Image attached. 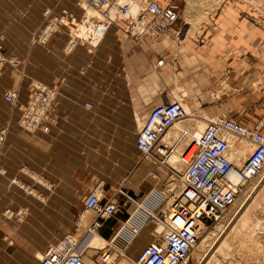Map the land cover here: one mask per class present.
Returning a JSON list of instances; mask_svg holds the SVG:
<instances>
[{
	"label": "crops",
	"instance_id": "obj_1",
	"mask_svg": "<svg viewBox=\"0 0 264 264\" xmlns=\"http://www.w3.org/2000/svg\"><path fill=\"white\" fill-rule=\"evenodd\" d=\"M79 2L0 0L4 54L20 62L18 68L6 65L0 77V129H8L0 155V264H33L76 231L93 192L103 202L114 199L121 206L98 231L104 242L134 208L124 206L129 204L121 190L139 202L157 192L164 174L142 159L136 146L139 127L152 107L175 101L178 95L193 113L208 114L206 104L194 108L185 97L224 79L228 92L211 113H244L264 98V21L255 25L253 13L222 9L212 17L215 24L201 27L196 37H179V30H174L168 34L172 38L159 42L137 40L112 26L100 41L105 26L93 35L87 26L83 35L80 28L74 32L83 45L72 53L64 50L70 40L64 28L47 43L40 42L44 26L64 10L84 23L87 16ZM161 58L166 60L161 67L167 76L166 97L132 89L133 84L148 81L150 72L158 75L155 65ZM33 80L55 89L57 95L45 120L32 132L18 121L32 96ZM12 86L19 89L17 106L4 98ZM258 122L247 124L254 127ZM190 126L187 134L198 130Z\"/></svg>",
	"mask_w": 264,
	"mask_h": 264
},
{
	"label": "built area",
	"instance_id": "obj_2",
	"mask_svg": "<svg viewBox=\"0 0 264 264\" xmlns=\"http://www.w3.org/2000/svg\"><path fill=\"white\" fill-rule=\"evenodd\" d=\"M80 0L78 5L87 10ZM96 7L103 15L105 30L100 41L112 26L128 32L134 39H158L173 31L180 22V7L171 2L164 4L159 0H144L142 7L134 12L132 2L120 5L119 0H85ZM140 1V0H138ZM114 14H111V11ZM83 17V18H84ZM83 21V19L81 20ZM75 14L64 10L62 14L53 16L39 34V41L47 43L61 29H66L70 40L65 52L72 53L78 44L71 45L72 32L78 28ZM99 22V21H97ZM121 23V25L119 24ZM0 37V77L4 75L6 65L18 68L20 62L16 58H8L4 54ZM99 41V43H100ZM83 45V44H82ZM164 58L156 62L155 68L164 67ZM32 96L19 118L18 124L26 131H36L50 111L57 92L55 89L38 81H31ZM4 98L13 106L20 102L17 86H12ZM86 107L94 109L92 103ZM187 117L181 102L168 101L153 107L147 114L136 136V146L142 157L153 163L164 165L177 150L178 142L165 141L166 134ZM264 119L254 127L230 119L227 114L206 121V127L198 137L191 141L179 154L182 172L170 166L168 170L178 177L179 192L170 198L169 207L159 210V205L149 198L143 202L135 200L129 193L121 190L120 196L136 210L122 223L111 243L101 249L97 259H88L78 249L82 242L76 231L68 233L60 242L52 246L39 258L38 264H120L119 258L128 264H195L194 251L198 246L203 230L218 223L223 216L238 203L244 187L264 173ZM186 135V133L184 134ZM183 135V136H184ZM8 136V129H0V155ZM240 138L252 145L239 155L231 147V140ZM195 150L188 159V154ZM1 172V171H0ZM16 184L17 179H12ZM23 189L30 191L25 185ZM31 192V191H30ZM121 211L119 202L110 199L102 201L101 195L91 193L85 201V214L94 215L87 233L98 232L104 224ZM153 225L154 240L147 245L133 261L126 254L128 246L148 226ZM159 229H161L159 231ZM119 237V241L115 239ZM123 246V248H122ZM118 249V252L115 250Z\"/></svg>",
	"mask_w": 264,
	"mask_h": 264
},
{
	"label": "rangeland",
	"instance_id": "obj_3",
	"mask_svg": "<svg viewBox=\"0 0 264 264\" xmlns=\"http://www.w3.org/2000/svg\"><path fill=\"white\" fill-rule=\"evenodd\" d=\"M130 1L132 0H128V2ZM134 1L138 2V0ZM171 2L178 4L180 7L181 19L174 30H179L178 32L182 33V37L184 35L186 37H196L201 27L205 25H214L215 23L212 17H215L222 9H232L240 15L242 13L246 14V12H249V14L253 13L255 25H263L264 21V0H166L162 3L167 4ZM92 13L95 15L93 11ZM119 24L121 25V23ZM173 31H170L158 39H147L153 40L154 42L166 40L168 37L172 38L173 35L168 34L173 33ZM163 54L164 56L166 55V53ZM157 73L158 75L154 72H150L149 75L151 76L148 81L140 83L137 86L133 84L131 88L147 90L151 94L157 95L159 98L161 96L166 97L168 93L166 90L167 76L165 68H159ZM152 74H154V77ZM221 82L209 83V86H211L210 89L201 92L194 90L192 91V96L189 94L188 97H185V99L190 100V104H192L194 108H199L198 106L200 104H206L207 106L205 108L208 110V114L193 113L191 108L184 101H181L185 109H188L190 112L189 116L187 115V117L181 121L182 123L171 130L169 134V137L173 139L171 140L172 142L174 141L176 143L179 141L176 148L177 151L172 154L170 160L162 165L159 163L155 164L149 159L142 157V159L155 165L156 168L160 169L164 174L161 187L157 192L149 196L154 202V205L160 206L159 210L165 211L167 207H169L171 196L179 192L180 184L178 182V177L173 176L168 168L172 166L182 172L184 167L179 164L177 159L174 160V156H179L181 151H183L186 145L191 141L194 134L201 133L204 130L206 127L205 120L208 121L224 114L211 113V109L214 108L218 101L222 99L223 95L228 92L227 80L224 79ZM172 99L173 98H171V100ZM174 99L180 102L178 95H176ZM261 110H264V98H258L255 102V106L244 113L231 116L227 113L225 114H227L228 117L230 116L236 119V121L249 125L247 123L257 122L258 120L260 122L264 119ZM140 123H142V121L137 122L138 125ZM188 124L192 125L190 126L191 129L194 126L198 128V130H188L189 133L187 134L186 127ZM181 128H184V131H181ZM185 133L186 135L181 137V135ZM165 141L169 142L170 140L168 139ZM234 141L236 146L243 147L241 139H236ZM171 184L174 185V187ZM164 191L169 193L164 195ZM135 210L136 208L134 207L133 210L130 211L128 218ZM86 215L88 218L91 217V221L83 230L80 231L79 228L77 229V235L81 237L82 240L78 251H83L88 259H97L101 249L109 245H114L111 243V240H113L115 234L121 229L122 225H120L117 232L106 239V243L99 241V248L97 247L94 249V247L87 246V243L93 239V237L97 238L100 235L98 232H85L94 219V215ZM154 228L153 225H148L128 246L126 254L130 260L134 261L149 242L154 240ZM115 250L118 252L117 248H115ZM39 258L33 259L32 263L37 264ZM194 258L195 264H264V173L244 187L237 205L224 215L220 222L203 230L198 247L194 253ZM119 263L126 264L127 262L119 258Z\"/></svg>",
	"mask_w": 264,
	"mask_h": 264
},
{
	"label": "bare ground",
	"instance_id": "obj_4",
	"mask_svg": "<svg viewBox=\"0 0 264 264\" xmlns=\"http://www.w3.org/2000/svg\"><path fill=\"white\" fill-rule=\"evenodd\" d=\"M120 2H119V4L120 5H125V4H127V3H131L132 1H130V2H128V0H119ZM143 1L144 0H140V1H136V2H132L133 3V7H134V12H137V10L138 9H140L141 8V6H142V4H143ZM82 5L85 7V9L87 10V13H86V16H87V18L85 19V21H84V23H82L81 25L80 24H78V28H80L81 29V31L83 32L82 33V35L84 34V31H86V30H88L87 29V26H89V32L91 33V35H93V33H95L96 32V29H101V27L102 26H105V24H104V21H105V19H104V17H103V15H102V13L96 8V7H94V6H90V5H88L87 3H86V1L85 0H83L82 2ZM92 11L95 13V15L92 13ZM111 14L113 15L114 14V11L112 10L111 11ZM96 19V20H95ZM97 20H99V22H98V24L100 25L99 27H96V26H94L95 25V23H96V21ZM98 24H97V26H98ZM96 27V28H94V27ZM78 28H75L74 30H73V32H72V36H73V39H72V41H71V45H74V44H76L77 43V41H78V38L76 37V35L74 34V32L78 29ZM84 28H85V30H84ZM85 33H87V32H85ZM97 34V33H96ZM176 35L177 36H181L182 35V33L181 32H177L176 33ZM95 36V35H94ZM84 37V36H83ZM87 37V36H86ZM95 38H96V36H95ZM101 38V36L99 37V39ZM97 41V40H96ZM92 45H93V42H92ZM183 105V104H182ZM185 108V107H184ZM186 110V113H187V115L189 116V111L187 110V109H185ZM191 117V116H190ZM212 120V119H211ZM207 120H205V122H206ZM209 121V120H208ZM180 123H182V122H179V123H177L171 130H173L177 125H179ZM171 130H170V132L168 133V134H166V137H165V139L164 140H168V139H171L170 137H169V134L171 133ZM181 131H184V128H181ZM174 135V134H173ZM200 135V133H197V134H194L193 135V137L195 136V137H198ZM175 136V135H174ZM236 139H240V138H237V137H234L232 140H231V147H232V149L234 150V151H236V153H238L239 155L241 154V155H244L245 154V152H246V150H252V145H250L248 142H246V141H244V140H241V143L243 144V147H238V146H236L235 144H234V140H236ZM195 150V147H193L192 148V151L190 152V154H188V159L192 156V153H193V151ZM178 160L179 161V156L178 157H176V156H174V160ZM172 185V184H171ZM173 187H174V185H172ZM171 188V187H170ZM172 190V189H171ZM169 192H165L164 191V195L165 194H168ZM172 194V193H171ZM172 197V196H171ZM171 203V202H170ZM164 205V204H163ZM91 221V217H89L88 218V216L86 215V214H83V216L81 217V219H80V221H79V229H80V231L81 230H83L84 228H86L87 227V225L89 224V222ZM161 229H159V231H160ZM86 232V231H85ZM99 241H105V240H103V239H101V238H96V237H93V239H91L90 241H88V243H87V246H89V247H94V249H96L97 247H98V244H99ZM153 242V241H152ZM152 242H149V244H152ZM104 243H106V242H104ZM148 244V245H149ZM198 247V246H197ZM99 248V247H98ZM197 249V248H196ZM196 249H195V251H196ZM195 251H194V253H195ZM127 264V263H126Z\"/></svg>",
	"mask_w": 264,
	"mask_h": 264
}]
</instances>
